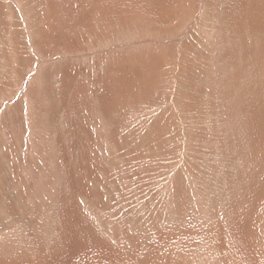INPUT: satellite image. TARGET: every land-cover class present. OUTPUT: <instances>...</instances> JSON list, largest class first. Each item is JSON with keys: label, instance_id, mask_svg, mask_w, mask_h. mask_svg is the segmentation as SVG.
<instances>
[{"label": "rangeland", "instance_id": "obj_1", "mask_svg": "<svg viewBox=\"0 0 264 264\" xmlns=\"http://www.w3.org/2000/svg\"><path fill=\"white\" fill-rule=\"evenodd\" d=\"M0 264H264V0H0Z\"/></svg>", "mask_w": 264, "mask_h": 264}, {"label": "bare ground", "instance_id": "obj_2", "mask_svg": "<svg viewBox=\"0 0 264 264\" xmlns=\"http://www.w3.org/2000/svg\"><path fill=\"white\" fill-rule=\"evenodd\" d=\"M40 143V142H39ZM31 168V167H30Z\"/></svg>", "mask_w": 264, "mask_h": 264}]
</instances>
